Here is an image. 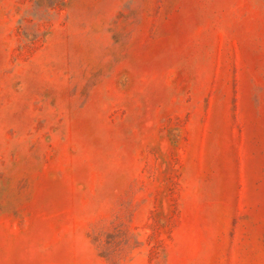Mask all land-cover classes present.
Wrapping results in <instances>:
<instances>
[{
  "label": "rangeland",
  "instance_id": "374dc122",
  "mask_svg": "<svg viewBox=\"0 0 264 264\" xmlns=\"http://www.w3.org/2000/svg\"><path fill=\"white\" fill-rule=\"evenodd\" d=\"M0 264H264V0H0Z\"/></svg>",
  "mask_w": 264,
  "mask_h": 264
}]
</instances>
